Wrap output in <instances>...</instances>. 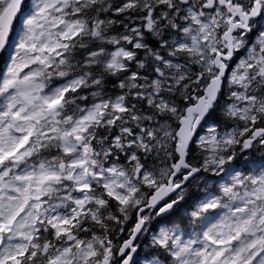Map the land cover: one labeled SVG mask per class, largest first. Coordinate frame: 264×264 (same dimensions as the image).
<instances>
[{"label": "snow or ice", "instance_id": "1", "mask_svg": "<svg viewBox=\"0 0 264 264\" xmlns=\"http://www.w3.org/2000/svg\"><path fill=\"white\" fill-rule=\"evenodd\" d=\"M0 264H264V0H0Z\"/></svg>", "mask_w": 264, "mask_h": 264}, {"label": "rangeland", "instance_id": "2", "mask_svg": "<svg viewBox=\"0 0 264 264\" xmlns=\"http://www.w3.org/2000/svg\"><path fill=\"white\" fill-rule=\"evenodd\" d=\"M252 153H256L252 158H256V159H258L259 158V156H260V153L258 152V151H252ZM202 175H205L206 176V178H207V180H208V182H209V186L210 187H218V183L217 182H223L222 180H221V177H216V176H213L211 173H208V174H202ZM215 187H214V190H215ZM193 192H195L197 195H201L202 194V192H203V189L201 188V189H193L192 190ZM173 219H177V218H175V217H172V219L171 220H173Z\"/></svg>", "mask_w": 264, "mask_h": 264}, {"label": "trees", "instance_id": "3", "mask_svg": "<svg viewBox=\"0 0 264 264\" xmlns=\"http://www.w3.org/2000/svg\"><path fill=\"white\" fill-rule=\"evenodd\" d=\"M182 206H183L184 209H185V207H186L187 205L182 204ZM182 206H181V208H182ZM179 210H180V208H179L178 210H176L174 213L177 214V215H179V217H180V216L182 215V212H180ZM178 211H179V212H178Z\"/></svg>", "mask_w": 264, "mask_h": 264}, {"label": "flooded vegetation", "instance_id": "4", "mask_svg": "<svg viewBox=\"0 0 264 264\" xmlns=\"http://www.w3.org/2000/svg\"><path fill=\"white\" fill-rule=\"evenodd\" d=\"M252 154H253L252 152L249 153V155H252Z\"/></svg>", "mask_w": 264, "mask_h": 264}]
</instances>
